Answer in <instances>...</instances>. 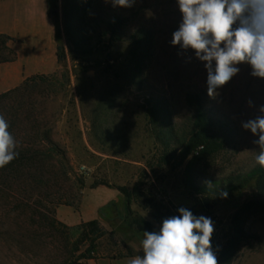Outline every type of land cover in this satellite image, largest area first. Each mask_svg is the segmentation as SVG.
Returning <instances> with one entry per match:
<instances>
[{"label": "rangeland", "instance_id": "obj_1", "mask_svg": "<svg viewBox=\"0 0 264 264\" xmlns=\"http://www.w3.org/2000/svg\"><path fill=\"white\" fill-rule=\"evenodd\" d=\"M55 7L58 25L49 13ZM181 21L177 0H136L130 8L106 0H0V35L8 36L9 48L21 56L30 75L24 82L46 78L31 85L27 96L43 131L65 156L56 158L54 169L37 173L0 170V264H129L143 254V230L159 231L170 206L211 218L218 263L226 251L228 264H264V211L247 208L258 195L255 182L226 199L198 196L185 188L182 169L158 164L160 147L149 132L147 100L166 102L170 123L182 137L195 113L189 99L201 95L229 133V145L198 165L203 183L220 184L259 166L252 142L257 137L242 128V121L264 104V79L252 77L251 66L242 63L219 95L209 98L204 64L193 50L171 44ZM66 22L81 38V50L68 37ZM115 22H121L122 39L112 43ZM140 31L151 33L152 41L139 75L131 51L132 37ZM59 45L64 62L56 56ZM3 57L11 54L0 40ZM19 123H25L20 130L26 144L34 139L25 136L33 135V122ZM32 175L42 183L31 182ZM137 184L143 202L128 209L118 188L132 191ZM204 198L212 200L209 210ZM94 220L107 235L98 242L95 259L80 260L89 244L73 229Z\"/></svg>", "mask_w": 264, "mask_h": 264}, {"label": "clouds", "instance_id": "obj_2", "mask_svg": "<svg viewBox=\"0 0 264 264\" xmlns=\"http://www.w3.org/2000/svg\"><path fill=\"white\" fill-rule=\"evenodd\" d=\"M114 7L130 8L136 0H106ZM182 21L172 33L171 44L183 51L191 49L207 71V95L215 99L218 89L240 72L238 65L251 66L250 75L264 79V0H177ZM215 62V63H213ZM249 107H255L252 100ZM257 114L242 121V128L254 137L255 164L264 168V104ZM0 114V168L19 153L18 142ZM227 198L226 191L221 192ZM179 215L162 221L159 231H143L142 255L129 264H218L211 238V218L196 216L185 207Z\"/></svg>", "mask_w": 264, "mask_h": 264}, {"label": "trees", "instance_id": "obj_3", "mask_svg": "<svg viewBox=\"0 0 264 264\" xmlns=\"http://www.w3.org/2000/svg\"><path fill=\"white\" fill-rule=\"evenodd\" d=\"M49 13L54 19L55 24L58 25L59 12L57 7L50 9ZM121 31V22H115L110 25V41L112 43L122 39ZM66 33L73 46L81 50L83 48L81 38L71 29V25L68 22H66ZM0 40L2 41L4 49L11 54V57L1 58L0 62L13 63L17 61V53L12 51L8 46V42L11 39L8 36L0 35ZM132 40V64L135 65L134 72L140 75L150 49L152 35L148 31H140L132 37ZM56 56L59 62H64L66 60L65 49L62 45L57 47ZM45 80V77L30 78L27 79L22 86L0 95V114L4 115L10 125L9 131L18 142L16 151L19 153L16 159L4 168H0L3 172L16 174L32 171L37 173L48 167L54 169L58 156L65 159L64 154L60 152L57 145L50 140L49 133L43 131L44 129L42 128L40 120L33 114L34 106L29 102L27 96L28 91L32 88L31 85L36 86L37 82L43 83ZM189 100L195 109V113L189 131L182 137L176 135L174 127L170 123L166 102L160 98L147 100L146 115L149 121V132L155 138V143L160 147L158 158L159 166L162 168L171 166L173 169H182L185 188L190 193L198 196L206 195L215 196L217 199H226L220 196L221 192L226 191L228 193L227 198H229L241 193L247 186L255 182L258 195L247 208L250 210L252 207H257L264 211V168L260 166L247 174L231 175L220 184L217 182L212 183V185L209 182L203 183L201 180L202 177L198 172V165L204 158L219 154L229 145V133L226 130L227 123L215 119L206 109L204 96L192 95ZM25 119L33 122V127L31 129L33 135L32 132H30V134H26L25 136H30L27 138H32V136H34V139L29 140L26 144L22 142L20 130L22 124L25 123H19L23 122ZM45 147L47 148L46 150L44 149ZM15 174H11L10 177ZM37 177L38 176H33L31 182L38 183L40 181V183H42ZM118 189L125 196L128 209H130L129 206L132 202H143L141 200L143 193H141L140 184L135 185L132 191L124 187ZM177 210L178 208L172 206L167 208V216L165 219L179 215ZM240 221L241 220L236 218L237 224L235 225H237V232L243 234ZM238 224H240L239 227ZM73 230L76 231L77 234H80V242H87V244H89L88 249L81 254L80 260L95 259L93 256L97 252L98 242L107 235L100 223L94 220L83 223ZM222 258L223 259L218 264L229 263V255L226 251L222 254Z\"/></svg>", "mask_w": 264, "mask_h": 264}, {"label": "crops", "instance_id": "obj_4", "mask_svg": "<svg viewBox=\"0 0 264 264\" xmlns=\"http://www.w3.org/2000/svg\"><path fill=\"white\" fill-rule=\"evenodd\" d=\"M6 33L8 34V32ZM18 57L19 59L13 63L0 65V94L19 87L30 76L25 71L21 56L19 55ZM98 262L100 264L101 262H107V260H100Z\"/></svg>", "mask_w": 264, "mask_h": 264}, {"label": "water", "instance_id": "obj_5", "mask_svg": "<svg viewBox=\"0 0 264 264\" xmlns=\"http://www.w3.org/2000/svg\"><path fill=\"white\" fill-rule=\"evenodd\" d=\"M204 206L207 210L211 208L212 200L209 198H204L203 199Z\"/></svg>", "mask_w": 264, "mask_h": 264}]
</instances>
